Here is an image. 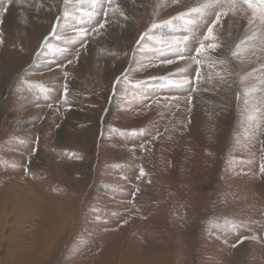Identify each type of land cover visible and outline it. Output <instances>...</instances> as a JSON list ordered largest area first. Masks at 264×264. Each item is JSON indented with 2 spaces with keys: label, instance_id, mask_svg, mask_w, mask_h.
Listing matches in <instances>:
<instances>
[{
  "label": "rangeland",
  "instance_id": "obj_1",
  "mask_svg": "<svg viewBox=\"0 0 264 264\" xmlns=\"http://www.w3.org/2000/svg\"><path fill=\"white\" fill-rule=\"evenodd\" d=\"M118 3L127 20L98 7L78 25L63 17V0H14L5 14L0 264H264V150L259 140L242 139L243 96L237 99L256 80L237 84L229 76L227 87L207 62L158 63L153 41H141L142 49L136 42L177 7ZM105 20L100 34L64 38ZM230 20L234 34L246 25ZM45 36L71 54L41 48ZM233 63L241 76L258 66L255 57ZM169 73L190 75L191 83L160 88ZM165 96L179 99L166 104ZM141 167L146 175L137 179ZM230 221L243 226L233 231ZM253 234L261 240L237 243Z\"/></svg>",
  "mask_w": 264,
  "mask_h": 264
},
{
  "label": "snow or ice",
  "instance_id": "obj_2",
  "mask_svg": "<svg viewBox=\"0 0 264 264\" xmlns=\"http://www.w3.org/2000/svg\"><path fill=\"white\" fill-rule=\"evenodd\" d=\"M13 2L14 0H7L6 3L0 5V26L4 25L5 14ZM15 2L20 3L21 0H15ZM63 2L65 4L63 17L65 19L71 17L73 22L78 25H82L85 18L91 22L96 15L100 14L96 11L98 7L103 9L102 14L105 17L109 11H119L121 17L125 20L128 19L127 13L121 10L118 0H76V4L72 5V11L68 9L69 0H63ZM133 2L135 3L136 0ZM84 5H88L87 10ZM169 6L177 7L176 14L164 20L153 19L150 27L140 35L136 42L137 45L142 49L144 45L141 44V41H153L152 51L158 54L157 62L161 64L171 65L177 60L185 59L193 61L196 65H203L207 62V66L215 71V76L218 78L217 82L227 87L232 86L228 81L229 76L234 77L232 83L237 84H244L250 78L255 79L256 83L250 86L246 85L242 92L237 91L238 100L243 96L241 123L244 135L242 139L247 143L257 139L261 144V150H264V58L261 56L264 54V0H162V3L158 5L161 10ZM153 14L155 15V13ZM230 17H239L244 20L246 22L245 27L234 34ZM60 19V16L56 17L57 23ZM106 23L107 20L104 22L97 21L96 25L91 26V32L83 26L73 27L71 31L75 35L64 38L84 41L91 33L100 34L99 30L105 29ZM165 29L167 32L164 31ZM52 31L59 38L55 25ZM3 43V29L0 28V45ZM85 46V43L82 42L81 47ZM40 47L62 54H71L70 48L51 45L47 36L43 38ZM78 56L79 52L77 51V59ZM250 57H255L258 66L241 76L233 61L243 62ZM72 62V60L67 61L69 64ZM179 71L182 73L184 70L180 69ZM195 72L196 79L199 81V68L195 69ZM160 80L162 82L159 87L168 89H179L191 83L190 75L177 77L173 73L161 77ZM116 83H120L119 77ZM34 87H38L41 92L48 91L43 85H34ZM196 90V88L192 89V91ZM66 93L67 86L65 85ZM144 99H148L147 94H145ZM159 99L153 102L158 103ZM162 99L167 104L170 100H178L179 97L165 96ZM191 99L189 96V103H191ZM145 107L150 108L151 104H147ZM188 111L191 112V108ZM189 123H191V119H189ZM133 134H135V130ZM28 172L29 169L25 167V173ZM260 173L264 174V164L260 166ZM145 175L146 173L141 167L137 179ZM139 191V188L135 189L128 203H133L136 199V193ZM127 222V220L123 221L125 224ZM229 223L233 231L243 226L242 222L230 221ZM105 230L115 231L116 229ZM248 239L260 241L261 237L253 234L242 237L237 243ZM231 247L235 248L237 244L234 243Z\"/></svg>",
  "mask_w": 264,
  "mask_h": 264
},
{
  "label": "bare ground",
  "instance_id": "obj_3",
  "mask_svg": "<svg viewBox=\"0 0 264 264\" xmlns=\"http://www.w3.org/2000/svg\"><path fill=\"white\" fill-rule=\"evenodd\" d=\"M6 207V206H5ZM62 208V207H61ZM59 213H61V211L59 212ZM58 215V214H57ZM58 224V223H57ZM64 228V227H63ZM2 229V228H1ZM51 229V228H50ZM61 237V236H60ZM47 239V238H46ZM46 242V241H45ZM55 247V246H54ZM43 249V248H42ZM52 249V248H51ZM45 264V263H44Z\"/></svg>",
  "mask_w": 264,
  "mask_h": 264
}]
</instances>
